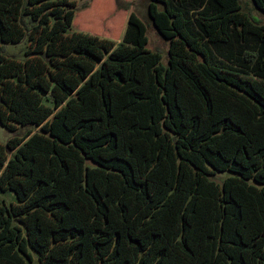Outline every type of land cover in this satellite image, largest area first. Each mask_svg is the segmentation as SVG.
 I'll list each match as a JSON object with an SVG mask.
<instances>
[{
    "label": "trees",
    "instance_id": "1",
    "mask_svg": "<svg viewBox=\"0 0 264 264\" xmlns=\"http://www.w3.org/2000/svg\"><path fill=\"white\" fill-rule=\"evenodd\" d=\"M92 1L0 0V264H264V23L146 0L164 64L134 11L68 33Z\"/></svg>",
    "mask_w": 264,
    "mask_h": 264
},
{
    "label": "rangeland",
    "instance_id": "2",
    "mask_svg": "<svg viewBox=\"0 0 264 264\" xmlns=\"http://www.w3.org/2000/svg\"><path fill=\"white\" fill-rule=\"evenodd\" d=\"M75 1L77 3L78 8H81L89 0H75ZM125 2L131 3L127 11L129 12L134 11L145 25L146 37L148 39V43L146 47L152 51H160L162 54L161 62L165 64L166 62L165 56H166L168 43L156 33L154 27L152 26L151 21L148 18L145 10L146 0H120L121 4ZM239 2L242 11L245 12L254 22L264 23V14L253 6L251 0H239ZM94 3L95 4L97 3L98 5L102 3L103 7L106 9L104 12L105 14H100V18L94 25L96 29H99V32L94 33L80 28V24L83 22V19L86 18V17L82 18L84 15H82L83 10H81L75 14L72 29H70L68 33H72L74 31H85L100 37H106L110 39L116 38V40L118 41L121 38L124 31L123 29L120 32L119 27L121 26L123 20H124L123 26L125 27L127 16L129 13H123L125 11L119 12V9L116 8V5L114 4V0H93L91 2V7H90L91 10ZM115 9L117 10L116 11L117 14L114 15ZM106 17L108 18L106 19ZM87 21L88 20L86 19L85 20L86 24ZM89 26H92V24H89ZM24 50H25V41H22L17 45L5 46V55L9 57L12 56L17 59H22L24 57ZM12 135L13 133L6 131L2 126H0V143H5L7 139ZM228 175H229L228 173H216L215 175L211 176V178L217 181H221L223 180V178H225ZM8 198L9 197H7L6 199ZM26 264H38V262L36 261V259H34L31 263L27 262Z\"/></svg>",
    "mask_w": 264,
    "mask_h": 264
},
{
    "label": "crops",
    "instance_id": "3",
    "mask_svg": "<svg viewBox=\"0 0 264 264\" xmlns=\"http://www.w3.org/2000/svg\"><path fill=\"white\" fill-rule=\"evenodd\" d=\"M90 10H91L90 7L87 8V9H85V10H83L82 15H84V16H83L82 18H84V17L87 18V16H88L87 14H89V13L91 12ZM116 11H117V10L115 9L114 15L117 14ZM120 11H125V12H123V13H129V11H127V10H119V12H120ZM86 18L83 19V22L80 24V28H82V29H84V30H88V31H90V32L98 33V32H99V29H96L95 31H92V30L90 29V26L88 25V23H87V24L85 23ZM107 18H108V17H106V19H107ZM123 19H124V17H123ZM116 23H117V21H116ZM123 23H124V20L122 21L121 26L119 27V28H120V32L124 29ZM115 26H116V24H115ZM115 26H114V28H115Z\"/></svg>",
    "mask_w": 264,
    "mask_h": 264
}]
</instances>
